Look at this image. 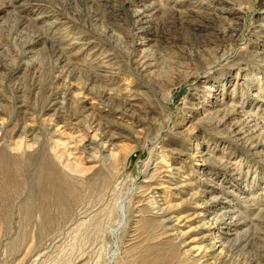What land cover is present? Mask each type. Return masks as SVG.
Masks as SVG:
<instances>
[{"label":"rangeland","instance_id":"rangeland-1","mask_svg":"<svg viewBox=\"0 0 264 264\" xmlns=\"http://www.w3.org/2000/svg\"><path fill=\"white\" fill-rule=\"evenodd\" d=\"M258 143L264 0H0V264H264Z\"/></svg>","mask_w":264,"mask_h":264},{"label":"bare ground","instance_id":"bare-ground-1","mask_svg":"<svg viewBox=\"0 0 264 264\" xmlns=\"http://www.w3.org/2000/svg\"><path fill=\"white\" fill-rule=\"evenodd\" d=\"M130 97V96H129ZM106 99V98H105ZM104 99V100H105ZM131 99V98H129ZM129 103V102H128ZM213 103H215V101L212 100V102H209L210 106L213 107L212 108V112L211 114H208L207 117L210 116H216L219 113H223L224 116L221 119L220 122H217V124L219 126H224L227 123L231 122V120L233 121L232 124H230L231 126L229 128L226 129L227 132H229L230 134H232L234 137L239 138L240 140L243 139H248L250 137V133L247 131V129L249 128L247 125L248 123H244L243 120L241 119H234L235 116H237V113L235 112H223L221 110L222 108V104L221 102H218V105H213ZM195 112L199 111V108H196L195 110H193ZM130 115V114H129ZM135 118V117H134ZM95 120V119H94ZM72 121V120H71ZM97 127V126H96ZM105 129V128H104ZM88 134V133H87ZM92 135V134H91ZM106 137V136H105ZM109 137V136H108ZM86 138H88V135L86 136ZM104 138V137H103ZM90 142H95L96 139H94L93 137H90ZM105 139V138H104ZM102 143V142H101ZM109 143V142H108ZM105 144V143H104ZM103 145V144H102ZM12 146V145H11ZM261 146H264V143H258L257 147L261 148ZM103 147V146H102ZM55 148V147H54ZM4 149V148H3ZM174 152L178 153L179 156H184V157H188L190 154L188 152H180L178 150H173ZM108 152V151H107ZM107 154V153H106ZM197 156V155H196ZM66 157V156H65ZM112 157V156H111ZM60 159V158H59ZM108 159V158H107ZM111 159V158H110ZM6 160H11L10 158H6ZM66 160V159H65ZM61 161V159H60ZM67 162V161H66ZM69 162V161H68ZM2 163V161H1ZM6 163V162H5ZM70 163V162H69ZM61 164V163H60ZM43 165V164H42ZM1 166V165H0ZM11 166V165H10ZM44 166V165H43ZM173 166V165H172ZM171 165L167 167L168 171L167 172H173L175 170V167H172ZM182 166V165H181ZM162 167V166H161ZM78 169V168H77ZM164 169V168H163ZM178 170H180V168H178ZM78 171V170H77ZM177 173V172H176ZM177 175V174H174ZM34 185V184H33ZM148 188V187H147ZM150 194V193H149ZM210 192L209 191H203L202 192V197L207 198L209 197ZM220 195H215L214 197L211 196L206 203V213L205 216L207 217H212L211 219H214V229L220 231L223 233V235L225 237H229L232 235L233 231H234V224L232 222V220L234 219L235 215H236V207L235 206H231L229 204H227L226 202H223L222 198L219 197ZM200 200V199H199ZM222 200V201H221ZM230 202V201H229ZM154 204V203H153ZM159 208V207H157ZM164 213L162 211H160V222L162 227H164V225L166 226V230L170 229L169 232L172 233V235H177V230L174 226L168 227L167 222H171V218H167L168 215H163ZM226 218V220H224ZM224 220V221H223ZM227 221V222H226ZM212 222V221H211ZM173 223V221H172ZM222 233H220V235H222ZM177 237V236H176ZM174 240H176L174 238ZM215 240L217 242L221 241L220 237H216ZM217 244V243H216ZM213 245V244H212ZM215 248V245H214Z\"/></svg>","mask_w":264,"mask_h":264}]
</instances>
